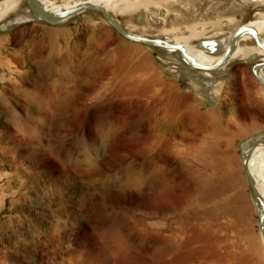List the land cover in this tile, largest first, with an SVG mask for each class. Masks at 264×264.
Listing matches in <instances>:
<instances>
[{
    "label": "rangeland",
    "instance_id": "1",
    "mask_svg": "<svg viewBox=\"0 0 264 264\" xmlns=\"http://www.w3.org/2000/svg\"><path fill=\"white\" fill-rule=\"evenodd\" d=\"M15 1L0 15V264H264L243 166L264 140L258 48L204 72L97 12L53 25ZM185 1L116 0L109 13L191 50L264 19V0Z\"/></svg>",
    "mask_w": 264,
    "mask_h": 264
},
{
    "label": "bare ground",
    "instance_id": "2",
    "mask_svg": "<svg viewBox=\"0 0 264 264\" xmlns=\"http://www.w3.org/2000/svg\"><path fill=\"white\" fill-rule=\"evenodd\" d=\"M37 1H38L39 5L46 12H48L49 14H51L52 16H55V17H59V16L63 15L65 12H67L68 10H71L73 8H76L78 6H83V5L100 6V7L104 8L106 11L111 12L112 6L110 4H114L116 2V0H89V1L85 0V1L80 2V3L75 2L72 4L70 3L68 5H53V6L48 7L46 5L47 0L46 1L45 0H37ZM179 1H180L182 6H186V4L188 6V4H189L185 0H179ZM250 1L259 2L262 0H250ZM16 5H17V2L15 0H0V15L5 13L6 11H9V9L16 7ZM29 9L31 10L32 14H34L33 10L31 8H29ZM244 27L252 28L257 34H259L260 31L264 30V19H262L260 16L258 17V15H255V17L252 20L248 21L244 25H241V27H239V28H244ZM236 30H234L233 32H235ZM233 32H232V34H233ZM229 38H226V36H221V37L219 36V37H216L213 39L202 40L200 45H199L200 46L199 50L189 49L188 47L185 46L184 43L180 42L176 38H172V40H170V41L166 40V41L169 43L181 45V47L184 49V51L187 53V55L196 63H198L202 66H210V65L214 64L218 60V58L221 56L220 55L213 63L209 64L210 59L212 58L211 55H213V53L217 52L219 49H223V51H222V53H223L226 50V47L228 46ZM244 40H247V41L252 40L253 41L254 39H253L251 34L245 33L240 37L238 42L244 41ZM261 41L264 43V40L261 39ZM238 42L235 46V49H234L231 57H233V55H235L237 53V51H240L242 56H245V55H248L249 53H252L253 51H255V48H258V52L260 55V60L258 62L264 61V51L260 47H258L256 44H255V47L251 46L250 48L249 47H239ZM260 72H261V76L264 78V68H262ZM261 148H264L263 142H256L253 145V150H252V152L249 155V158L247 160V167H248V171L251 175L253 184H254L255 188L257 189V191L259 192L261 199L264 202V168L262 169L263 164L262 163L260 164V161L258 160L261 158V155H262ZM258 181L260 182V185H258ZM206 183H207V181L204 180L202 184H204V186H205ZM206 189H207V187H206ZM261 214H262V210H261ZM260 218H261V216H260ZM260 227H261V225H260ZM263 233H264V226H263V230L261 229V235ZM262 237H263V235H262ZM263 240H264V238H263Z\"/></svg>",
    "mask_w": 264,
    "mask_h": 264
},
{
    "label": "water",
    "instance_id": "3",
    "mask_svg": "<svg viewBox=\"0 0 264 264\" xmlns=\"http://www.w3.org/2000/svg\"><path fill=\"white\" fill-rule=\"evenodd\" d=\"M25 1L27 3V6L33 10V12H34L33 15L35 17H37L38 19H41V20H43L49 24H53V25L60 24L63 21H65L67 18H69L70 16L78 14L84 10H90L93 12H97L115 30V32L118 35H120L121 37H123L124 39H126L130 42H133V43H138V44H142L145 46L158 48L161 50L176 51L179 54L181 60L188 67H190L192 69L199 70V71L210 72V71H213V70H216V69L222 67L231 57V55L235 49V46H236L238 40L240 39V37L245 33L251 34L253 39H254L253 41L255 42V44L264 51V43L261 41V39L258 37L257 33L252 28H248V27L238 28L230 36L228 46L226 47V50L218 58V60L210 66H202V65L196 63L195 61H193L187 55V53L184 51V49L181 47V45L169 43L164 39L146 38V37H141V36L131 34L129 31H127L124 27H122L119 24V21L116 18H114L108 11H106L104 8H102L100 6H93V5L78 6L76 8L71 9V10H68L67 12H65L63 15H61L59 17H55V16H52L51 14H49L48 12H46L39 5L37 0H25ZM200 43L201 42H199V45H200ZM262 68H264V61L254 63L252 68H251V71H252L254 77L256 78V80L262 86H264V78L261 76V72H260ZM259 142L264 143V140L259 141ZM254 144H252L250 146V148L247 150L243 163H244L245 173H246V176L248 179V183L251 187V190H252L254 196L256 197L257 201L259 202V204L261 206L262 214H261L260 222H261V227H262L261 229L263 230V226H264V202L261 199L259 192L257 191V189L255 188V186L253 184L251 175H250V173L248 171V167H247V160H248L249 155L251 154V152L253 150ZM262 235L264 238V233Z\"/></svg>",
    "mask_w": 264,
    "mask_h": 264
},
{
    "label": "flooded vegetation",
    "instance_id": "4",
    "mask_svg": "<svg viewBox=\"0 0 264 264\" xmlns=\"http://www.w3.org/2000/svg\"><path fill=\"white\" fill-rule=\"evenodd\" d=\"M221 54H222V53H221ZM221 54H220V55H221Z\"/></svg>",
    "mask_w": 264,
    "mask_h": 264
}]
</instances>
